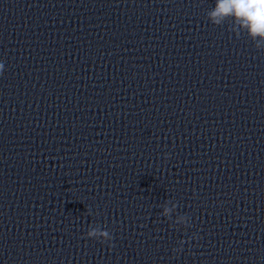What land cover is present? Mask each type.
<instances>
[{
    "label": "clouds",
    "instance_id": "9594fccd",
    "mask_svg": "<svg viewBox=\"0 0 264 264\" xmlns=\"http://www.w3.org/2000/svg\"><path fill=\"white\" fill-rule=\"evenodd\" d=\"M213 23L219 24L222 19L233 16L247 27L253 37L264 38V0H217L216 7L209 13ZM3 64H0V69ZM97 235L108 238V232L97 233L95 230L87 234V237Z\"/></svg>",
    "mask_w": 264,
    "mask_h": 264
}]
</instances>
